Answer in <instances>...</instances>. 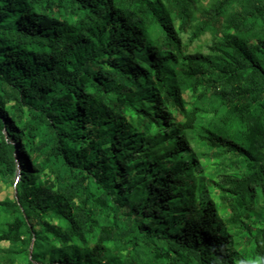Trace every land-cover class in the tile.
Listing matches in <instances>:
<instances>
[{
  "label": "trees",
  "instance_id": "trees-1",
  "mask_svg": "<svg viewBox=\"0 0 264 264\" xmlns=\"http://www.w3.org/2000/svg\"><path fill=\"white\" fill-rule=\"evenodd\" d=\"M183 33L212 35L213 54ZM195 137L244 169L220 189L253 261ZM10 139L6 264H264V0H0L7 181Z\"/></svg>",
  "mask_w": 264,
  "mask_h": 264
},
{
  "label": "rangeland",
  "instance_id": "rangeland-1",
  "mask_svg": "<svg viewBox=\"0 0 264 264\" xmlns=\"http://www.w3.org/2000/svg\"><path fill=\"white\" fill-rule=\"evenodd\" d=\"M181 37L183 39V42L185 43L187 47V54H197L200 53L202 55H211L213 54V51L211 50L214 42L216 39L212 35H205L202 36L200 39L190 42L188 40L189 35L188 34H181ZM187 97L190 98V100H193L194 96H190V94L187 95ZM196 98V97H195ZM210 112L203 113V115L207 118L210 117ZM18 115L23 116V120H28L30 117L28 116V113L26 110H23V112H19ZM37 123H40L37 121ZM11 144L15 147L14 151V160L17 164V173L15 176L10 179L6 180L4 178H0V202L6 201V200H14L16 195V184L20 177L21 172V166L19 164V158L17 153V142L13 139H10ZM191 150L193 151V154H195L202 166V176L205 179L203 181V184H206L209 186V189L211 190V196L214 198L216 203L219 206V215L221 218L226 222L229 231L231 234L234 235L236 240V245L238 249L241 250L242 256L247 261H253L254 258L252 257V249L248 247L244 241L242 240V234L243 229L240 228L242 224L240 223H231L229 217L231 216L230 213V200L227 197V193L220 189V186L224 188H228V186L225 183V178L232 174L233 172H239L243 171L241 163L239 160H237L235 157H233L232 154L222 150L217 149L212 146H208L207 142H202L199 138L195 137L193 140H191ZM19 164V165H18ZM209 182H212L209 183ZM260 206H264V200H261ZM5 217V214H0V223L3 221ZM229 219V221H227ZM251 225H256L255 220L253 222H249ZM258 226V224H257ZM9 243L5 241H0V257L3 256V251L7 250L9 248ZM0 264H6L3 259L0 260ZM15 264H25V259L20 258L16 261Z\"/></svg>",
  "mask_w": 264,
  "mask_h": 264
}]
</instances>
